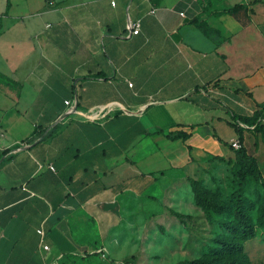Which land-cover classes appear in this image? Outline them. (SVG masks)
<instances>
[{
    "label": "crops",
    "instance_id": "crops-1",
    "mask_svg": "<svg viewBox=\"0 0 264 264\" xmlns=\"http://www.w3.org/2000/svg\"><path fill=\"white\" fill-rule=\"evenodd\" d=\"M259 105L264 0H0V264H107L120 201Z\"/></svg>",
    "mask_w": 264,
    "mask_h": 264
},
{
    "label": "rangeland",
    "instance_id": "rangeland-1",
    "mask_svg": "<svg viewBox=\"0 0 264 264\" xmlns=\"http://www.w3.org/2000/svg\"><path fill=\"white\" fill-rule=\"evenodd\" d=\"M225 141L233 128L221 124ZM225 143L217 146L220 154ZM230 156L214 155L194 161L189 168L162 181L155 198L126 197L120 201V223L107 248V264H192L218 257L224 224L233 222L232 197L241 194L255 236L244 243L247 264H264V228L258 216L264 207V117L255 130H245L241 147L256 164L260 177L242 172ZM95 257H98L95 255ZM88 264V263H85ZM90 264H99L98 262Z\"/></svg>",
    "mask_w": 264,
    "mask_h": 264
},
{
    "label": "trees",
    "instance_id": "trees-1",
    "mask_svg": "<svg viewBox=\"0 0 264 264\" xmlns=\"http://www.w3.org/2000/svg\"><path fill=\"white\" fill-rule=\"evenodd\" d=\"M195 24L198 23L195 22ZM263 117L264 105H259L252 116L233 115L229 125L234 128L239 141L242 143L244 129L238 127L233 121L239 120L247 126L254 125L253 130H255L258 126L257 120ZM185 138L184 136L183 139ZM234 155L235 162L242 172L248 173L256 178L260 177L255 162L247 156L244 149L236 151ZM231 200L233 203L234 220L231 223L224 224L228 238L218 241L219 249L217 259L211 262L194 261L192 264H247L246 257L243 255V245L255 236L256 228L250 220L248 209L244 204L241 194L235 195ZM258 226L264 228V207L258 216Z\"/></svg>",
    "mask_w": 264,
    "mask_h": 264
},
{
    "label": "built area",
    "instance_id": "built-area-1",
    "mask_svg": "<svg viewBox=\"0 0 264 264\" xmlns=\"http://www.w3.org/2000/svg\"><path fill=\"white\" fill-rule=\"evenodd\" d=\"M128 29H129V33L125 37H130L131 35H136L139 32V24L138 23H129L128 24ZM65 105H66V109H65L64 113L60 117V120H59L60 122L68 120V119H70L71 117H74V116H80V117H84L85 119H91V120H98V119L101 118L100 117V113L97 110H92V111H89L87 113H83L80 110H78L77 106H76V103H75V100L66 101ZM89 114L91 115V117L87 116ZM261 119L262 118H259L257 120V123H259L261 121ZM234 122H235V124L238 127L242 128L244 130H247V129H251L252 130V129H254V125L253 126H247V125H245V124H243V123H241L239 121H234ZM230 147L232 149H234V150H238L241 147V142L237 138V139L231 141ZM49 168L51 170H53V167L50 166ZM37 233L41 237L44 236L43 231L40 230V229L37 231ZM43 249L44 250H48V247L47 246H43ZM103 257H104V255H103Z\"/></svg>",
    "mask_w": 264,
    "mask_h": 264
}]
</instances>
